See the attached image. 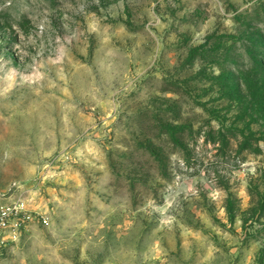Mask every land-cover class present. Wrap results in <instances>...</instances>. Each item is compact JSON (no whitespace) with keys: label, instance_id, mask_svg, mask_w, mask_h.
Masks as SVG:
<instances>
[{"label":"rangeland","instance_id":"rangeland-1","mask_svg":"<svg viewBox=\"0 0 264 264\" xmlns=\"http://www.w3.org/2000/svg\"><path fill=\"white\" fill-rule=\"evenodd\" d=\"M0 264H264V0H0Z\"/></svg>","mask_w":264,"mask_h":264},{"label":"built area","instance_id":"built-area-1","mask_svg":"<svg viewBox=\"0 0 264 264\" xmlns=\"http://www.w3.org/2000/svg\"><path fill=\"white\" fill-rule=\"evenodd\" d=\"M19 188L12 185L0 189V250L27 234L35 222L41 225L49 223L48 217L30 207Z\"/></svg>","mask_w":264,"mask_h":264}]
</instances>
